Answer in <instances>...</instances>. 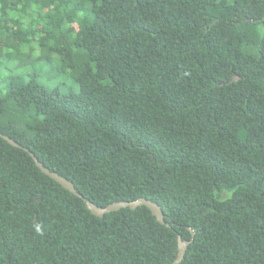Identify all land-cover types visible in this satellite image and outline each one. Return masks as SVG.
Returning a JSON list of instances; mask_svg holds the SVG:
<instances>
[{
  "label": "trees",
  "instance_id": "1",
  "mask_svg": "<svg viewBox=\"0 0 264 264\" xmlns=\"http://www.w3.org/2000/svg\"><path fill=\"white\" fill-rule=\"evenodd\" d=\"M0 133L169 224L0 137V264H264V0H0Z\"/></svg>",
  "mask_w": 264,
  "mask_h": 264
},
{
  "label": "water",
  "instance_id": "2",
  "mask_svg": "<svg viewBox=\"0 0 264 264\" xmlns=\"http://www.w3.org/2000/svg\"><path fill=\"white\" fill-rule=\"evenodd\" d=\"M0 137L2 139H4L11 146L23 148L20 144H18L13 139L9 138L8 136H6L2 133H0ZM23 149L26 152H28V154L31 156L35 166L43 174H45L49 178L56 181L59 185H61L64 189L71 192L73 195L81 198L84 201L88 210L91 212V214H93L97 217H102L104 214H106L108 212L116 211V210H119L121 208L135 209L138 206H145L150 210L151 214L156 218L157 222L164 224L165 226H169V224L166 223L163 219V212H162L160 206L157 203H155V202H153L147 198H144V197L138 198V199L133 200V201L113 202V203H110L104 207L97 206L93 202L84 198L79 192H77V190L75 189V187L71 181L67 180L66 178L62 177L61 175H59L53 171H50L27 148H23ZM191 234H193L192 231H191ZM188 244H189V241L183 240L180 235L177 236V253H176L175 259L173 260V262L171 264H180L181 263V261L183 260L185 250H186Z\"/></svg>",
  "mask_w": 264,
  "mask_h": 264
},
{
  "label": "rangeland",
  "instance_id": "3",
  "mask_svg": "<svg viewBox=\"0 0 264 264\" xmlns=\"http://www.w3.org/2000/svg\"><path fill=\"white\" fill-rule=\"evenodd\" d=\"M39 81H41V82H42V81H44V80L42 79V77H40Z\"/></svg>",
  "mask_w": 264,
  "mask_h": 264
}]
</instances>
